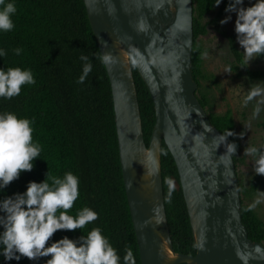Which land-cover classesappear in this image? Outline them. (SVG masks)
<instances>
[{
  "label": "trees",
  "instance_id": "trees-1",
  "mask_svg": "<svg viewBox=\"0 0 264 264\" xmlns=\"http://www.w3.org/2000/svg\"><path fill=\"white\" fill-rule=\"evenodd\" d=\"M229 2L221 0L219 6H215V0H192L193 78L201 72L202 63L195 40L207 32V24L201 18L215 10L210 22L218 28V19L226 12ZM7 3H13L17 10L11 17L14 28L8 32L0 31V50L6 53L0 56V69L20 67L31 70L35 83L23 85L20 94L11 99L0 97V114L10 112L18 118L29 119L33 142L41 151L33 161L32 171L22 172L18 179L0 189V200L24 193L29 182H43L48 171L61 178L66 172H72L79 179V197L68 214L75 216L78 210L88 207L98 218L83 229L57 231L49 245L65 236L78 240L91 229L99 228L117 250L120 264H124L126 247H131L135 264H141L120 166L110 82L84 1L5 0ZM230 43L237 65L245 68L242 53L232 40ZM15 49H21L19 55ZM81 56L89 57L92 71L83 83H78L86 63ZM258 58L264 59V56ZM131 68L143 138L148 144L155 121L153 103L133 64ZM248 73L255 78H264V71ZM197 98L205 107V99ZM208 116L224 135L234 131L228 111ZM232 142L237 144L235 135L228 137V143ZM258 150L264 151V146ZM232 155L236 166L237 158ZM160 162L164 207L173 248L176 252L194 255L196 246L182 190L176 189L172 181V178H178L176 165L163 142ZM258 180L257 176L251 179L252 190L257 187ZM241 217L248 236L264 242V223L242 200ZM2 251L3 245H0V253ZM49 258L29 260L21 257L17 261L6 260L0 254V264H46Z\"/></svg>",
  "mask_w": 264,
  "mask_h": 264
},
{
  "label": "water",
  "instance_id": "water-1",
  "mask_svg": "<svg viewBox=\"0 0 264 264\" xmlns=\"http://www.w3.org/2000/svg\"><path fill=\"white\" fill-rule=\"evenodd\" d=\"M109 78L119 159L141 264H264L248 236L233 155L196 95L192 0H83ZM135 61V62H133ZM133 64L153 103L145 143ZM173 157L196 251L176 252L164 207L160 150Z\"/></svg>",
  "mask_w": 264,
  "mask_h": 264
},
{
  "label": "clouds",
  "instance_id": "clouds-1",
  "mask_svg": "<svg viewBox=\"0 0 264 264\" xmlns=\"http://www.w3.org/2000/svg\"><path fill=\"white\" fill-rule=\"evenodd\" d=\"M221 0H215L219 6ZM244 0H230L225 11L236 13L234 30L237 42L244 52L243 64L249 66L250 62L264 56V0H255L250 6L244 7ZM0 31L8 32L14 28L12 15L16 12L13 3L5 4L0 0ZM231 16L221 20L227 23ZM21 49H15L17 55ZM6 53L0 50V56ZM202 55L206 56L207 53ZM86 63L78 83H83L92 71V64L88 56H81ZM102 62H113L112 57L105 53ZM135 62V61H133ZM231 74V68L225 69ZM35 80L31 70L20 67L0 69V97L11 99L18 96L23 85L34 84ZM264 81L250 85L244 105L261 97L254 108L253 116L257 117L261 111L260 105L264 104ZM33 129L31 121L18 118L15 114L5 112L0 114V189L7 187L18 179L22 172L33 169V161L40 155V146L33 142ZM236 135L228 131L221 136V141H228V137ZM243 138V133H240ZM237 144L227 143L226 153L236 154ZM244 155L254 158V172L264 175V151L254 146H247ZM171 184V181H168ZM79 197V179L72 172L64 176L46 173L43 182H29L24 193H17L12 197L0 200V245H3L2 254L6 260H20L26 257L29 260H38L41 257H50L46 264H120V256L109 240L101 233L99 228L91 229L87 235H82L78 240L69 239L67 236L52 242L53 235L60 230L74 231L98 218L95 211L83 207L75 216L69 215L75 201ZM259 203V201H257ZM255 207L253 204L249 210ZM124 264H135L131 247H126Z\"/></svg>",
  "mask_w": 264,
  "mask_h": 264
},
{
  "label": "rangeland",
  "instance_id": "rangeland-1",
  "mask_svg": "<svg viewBox=\"0 0 264 264\" xmlns=\"http://www.w3.org/2000/svg\"><path fill=\"white\" fill-rule=\"evenodd\" d=\"M255 3V0H251ZM244 7L250 6V0H244ZM215 10L206 13L201 21L206 23L207 32L198 36L195 40L196 50L201 55V72L195 75L196 95L206 101L205 111L208 114H223L229 112L234 122V133L237 139V151L234 156L236 161V173L240 185V197L242 202L264 223V176L254 172V158L244 155L247 146L257 149L264 146V104L260 105L261 111L257 117L253 116L254 108L261 97L244 105V99L248 94L250 85L264 81V78H255L250 72L264 71V59L256 58L245 68L238 66L231 51V43L242 53L243 49L237 42L234 30L236 13L225 12L218 19V28L210 20ZM231 16V19L221 24L220 21ZM222 31V33H221ZM207 53L206 56L202 55ZM231 68L232 73H226V68ZM264 86V84H262ZM243 133V138H240ZM258 177V185L251 188V179ZM259 201V203H257ZM264 243V242H263Z\"/></svg>",
  "mask_w": 264,
  "mask_h": 264
}]
</instances>
